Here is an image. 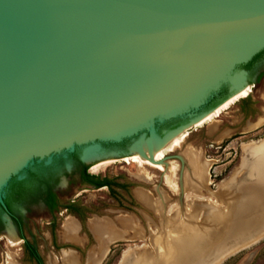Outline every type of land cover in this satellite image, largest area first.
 Here are the masks:
<instances>
[{"label": "water", "instance_id": "95a60500", "mask_svg": "<svg viewBox=\"0 0 264 264\" xmlns=\"http://www.w3.org/2000/svg\"><path fill=\"white\" fill-rule=\"evenodd\" d=\"M262 51L264 0H0L4 222L15 228L5 203L13 178L192 128L204 116L165 140L155 131L223 86L234 95Z\"/></svg>", "mask_w": 264, "mask_h": 264}, {"label": "rangeland", "instance_id": "374dc122", "mask_svg": "<svg viewBox=\"0 0 264 264\" xmlns=\"http://www.w3.org/2000/svg\"><path fill=\"white\" fill-rule=\"evenodd\" d=\"M246 82L244 86L250 87L248 98L236 103L231 109L211 122L208 121L201 126L185 129L181 136L174 139L172 147L167 151L168 158L165 161L166 164L174 162L178 165L179 168L174 175L169 171L167 165L168 171L164 173L146 164L148 173L153 177L152 181H145L138 176L140 174L138 163L134 161L125 163L121 160L126 156L134 157L135 153L132 150L135 143L143 138H149L150 134L143 138H131L117 151L114 144H103L104 157L86 164L89 166V175L95 177L96 181L104 180L113 183L108 187L97 189L87 185L83 173L73 165L70 156L68 158L60 157L55 162L58 165L59 173V182L56 186L59 198L57 207L54 210H49L42 202H38L28 207L19 208L24 220L25 239L22 238L15 226L18 239L16 244L9 240L10 225L5 221L0 231V264H7L10 254L16 256L19 264H37L26 251L27 241L38 250L44 264H51L54 260L56 264H63V251L67 250L76 252L80 264H87L88 254L96 245L95 236L90 228V222L96 218L112 221L120 231L124 230L121 226L122 221L132 218L144 232L143 238H134V234H131L127 239L113 243L100 264H119L125 252H128L133 258L141 256L145 252L152 256H159V248L151 242V235L158 232L160 218L151 208L138 200L136 192L144 190L154 199H159V195L166 194L170 196V205L179 204L178 194L168 187L165 178L166 175H173V180L180 187L182 178L186 179L190 174V168L186 162V154L190 150L201 154L203 160L210 165L208 181L209 190L212 193L218 192L227 181L230 182L234 172L241 166L244 147L264 139V66L255 75L249 74ZM231 89L227 92V97L231 96ZM211 110L207 106L201 107L199 110L191 111L183 120L176 121L171 127L163 125L155 131L160 138L165 140L169 134L181 128L185 122H190L191 116L193 118L205 116ZM110 159L119 161L103 166L97 171L93 170V167L98 163ZM59 160H63V163L60 164ZM180 176L181 178H179ZM241 176H243L242 173ZM190 195L192 196V193ZM206 197H208L207 193ZM193 199L197 200L198 198L194 197L189 199L190 201H186L184 195L180 200L184 202L182 205L185 209L189 207L191 211H195V208H198L200 222L204 210L195 204ZM214 200L216 201V199L212 201L214 202ZM203 201L206 203V199ZM212 201L207 200L211 204ZM228 202L231 206L236 202V198L232 196ZM170 205L166 208L168 212L171 208ZM0 215L4 217L1 210ZM168 215H172V212ZM69 218L77 220L80 225V243L66 240L62 236L63 225ZM184 218L188 222L187 217ZM219 219L227 220L228 216L225 214ZM197 226L202 229L209 227L204 223H198ZM221 264H264V237L255 245L229 255Z\"/></svg>", "mask_w": 264, "mask_h": 264}, {"label": "bare ground", "instance_id": "6f19581e", "mask_svg": "<svg viewBox=\"0 0 264 264\" xmlns=\"http://www.w3.org/2000/svg\"><path fill=\"white\" fill-rule=\"evenodd\" d=\"M245 84L240 85L234 95L202 117L193 127L213 121L236 103L248 98L250 87L244 86ZM183 131L174 133L171 138L165 141L157 139L151 143L142 141L140 149L134 148V157L126 156L121 160L125 163L131 161L138 163L140 173L138 176L145 181H152L153 177L148 173L146 164L164 173L168 171V168L174 175L179 167L171 161L170 164L165 163L168 158L167 151L172 147L174 139L181 136ZM243 152L241 166L234 172L231 180L229 179L230 182L227 181L226 184H223L218 192L212 193L209 190L208 171L210 165L203 160L201 154L193 150L186 154L190 174L188 178H182L180 187L173 180V175H166L165 178L168 187L178 194L179 204L170 205V196L166 194H161L159 199H154L146 191L138 190L136 192L138 200L151 208L160 218L158 232L151 235V242L159 248V256H152L145 252L141 256L133 258L128 252H125L119 264H221L229 255L262 240L264 237V139L247 144ZM98 158L100 155H93L88 162ZM116 161L119 160L102 161L95 165L93 170L97 171ZM241 173L243 176L240 177ZM206 193L208 197H206ZM184 195L186 201H190L189 199L194 197L198 198L193 201L204 210L200 222L198 208L191 211V208L185 209L183 206L184 202L182 201V203L180 199H183ZM232 196L236 198V202L230 206L228 200ZM202 199H206V203ZM213 199L216 201L213 202ZM207 200L213 203H208ZM169 205L171 208L168 212L166 208ZM171 212L172 215H168ZM225 214L228 219L220 220L219 217ZM185 216L188 222L184 218ZM193 223H204L209 227L202 229ZM9 225V240L16 244L18 242L16 231L11 224ZM121 226L123 231H120L117 225L108 219L96 218L90 222L96 245L88 254L87 264L103 262L102 260L108 254L111 245L119 240L127 239L131 234H134V238H143L144 236V232L132 218L123 220ZM79 229L80 225L77 220L69 218L63 225L62 236L66 240L80 243ZM8 257L7 264H19L14 254H10ZM62 262L63 264H80L78 255L72 250L63 251ZM51 264H56V261L54 260Z\"/></svg>", "mask_w": 264, "mask_h": 264}, {"label": "trees", "instance_id": "16d2710c", "mask_svg": "<svg viewBox=\"0 0 264 264\" xmlns=\"http://www.w3.org/2000/svg\"><path fill=\"white\" fill-rule=\"evenodd\" d=\"M264 66V51L254 57L249 63L242 66L250 75H255L261 67ZM227 97V86H223L222 89L215 94L208 102L207 107L213 108L217 106L222 100ZM70 157L80 166L81 162L77 152L70 154ZM60 164L63 160H59ZM88 166H84V178L95 188L100 189L112 185V182L103 181L98 182L95 177L87 173ZM59 182L58 176V165L52 166H40L36 171L29 170L27 178L23 180H17L13 178L7 188L5 197V203L8 208V212L16 219V224L20 226V235L23 239V223L19 217L18 208L28 207L38 202H45L51 210H54L59 201L56 193L54 192L55 187ZM21 217V215H20ZM3 224L0 215V228L2 229ZM26 251L30 257L38 262L44 264L41 255L38 250L31 245L29 241L26 242Z\"/></svg>", "mask_w": 264, "mask_h": 264}, {"label": "flooded vegetation", "instance_id": "af4514ba", "mask_svg": "<svg viewBox=\"0 0 264 264\" xmlns=\"http://www.w3.org/2000/svg\"><path fill=\"white\" fill-rule=\"evenodd\" d=\"M250 85V84H249ZM250 86H252V85H250ZM79 155V154H78ZM70 156V155H69ZM71 158V157H70ZM72 159V158H71ZM79 159H80V162H81V165L79 166L73 159H72V162H73V165L76 167V168H78L83 174L82 175H84V166H88V165H86L87 163H84L82 160H81V158H80V156H79ZM89 163H91V162H89ZM88 171H89V166H88V170H87V173H88ZM89 174V173H88ZM58 176H59V173H58ZM84 181H85V183L87 184V185H89V186H93L92 184H90L88 181H86L85 180V178H84ZM104 180H98V182H103ZM54 192L56 193V195H57V192H56V187H55V189H54ZM57 198H58V195H57ZM58 201H59V198H58ZM42 203L49 209V210H51L50 208H49V206L45 203V202H43L42 201ZM21 208V207H20ZM18 212H19V217H17V219H21V221H22V223H24V220H23V218H22V216L20 217V209L18 208ZM9 216H10V219L12 220V222H13V224L17 227V230L20 232V226L18 225V224H16V219H14L13 218V216L9 213ZM1 221H2V224L4 225V220H3V217L1 216ZM15 229V228H14ZM0 231H1V228H0ZM15 231H16V229H15ZM16 233H17V231H16ZM37 264H39L38 262H36Z\"/></svg>", "mask_w": 264, "mask_h": 264}]
</instances>
